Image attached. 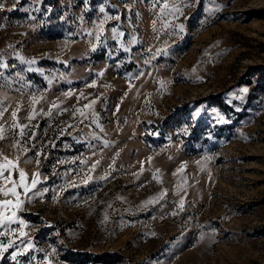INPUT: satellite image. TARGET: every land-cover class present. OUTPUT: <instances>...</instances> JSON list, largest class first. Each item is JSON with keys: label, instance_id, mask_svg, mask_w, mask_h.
I'll use <instances>...</instances> for the list:
<instances>
[{"label": "rangeland", "instance_id": "rangeland-1", "mask_svg": "<svg viewBox=\"0 0 264 264\" xmlns=\"http://www.w3.org/2000/svg\"><path fill=\"white\" fill-rule=\"evenodd\" d=\"M0 5V264H264V0Z\"/></svg>", "mask_w": 264, "mask_h": 264}, {"label": "snow or ice", "instance_id": "snow-or-ice-1", "mask_svg": "<svg viewBox=\"0 0 264 264\" xmlns=\"http://www.w3.org/2000/svg\"><path fill=\"white\" fill-rule=\"evenodd\" d=\"M0 7H2V5H0ZM168 5L167 4H163V6L160 8V12H163L165 8H167ZM175 12H180L179 8H175L174 9ZM118 19V17H117ZM153 23L155 24V21H153ZM183 25H179V28L182 30L183 29ZM101 30H102V25H101ZM115 31V29L113 30ZM120 35H123L122 33ZM97 39H99V36H97ZM21 60H23V57H20ZM28 63H32V61H28ZM140 75H143V73H141ZM160 86L163 88L164 87V81H159ZM89 87H94L95 86V82H93L91 85H88ZM131 87V85H130ZM243 91H247V89H244ZM64 95L67 96H71L72 93L68 92V93H64ZM81 95H83L81 93ZM127 95V93L125 94ZM39 99H42V97H37V96H32L31 97V102L33 104V108L32 111L29 113L28 119L31 120L34 118V116L37 114L36 113V109H35V104L38 103ZM96 103V100H92L87 104H84L82 108H75L73 110V114L74 116L78 113L79 116L82 119H90V118H95L96 113L94 111H91L90 114L86 111V110H90L92 109V106ZM19 104L17 105V109L14 110L11 113V117H12V121H11V129L16 132V130L18 129V132L16 133L19 137V139H17L12 145L11 147H17L20 146L21 148H23V145H20V139H22L25 136V128H27V125H19L18 124V120H17V112L19 110ZM53 109L57 110L58 112L60 111H67V109H60V105L56 102V101H52L51 105L48 109L47 113H44L45 115H51ZM7 111L6 108L0 107V119L3 118L4 113ZM41 112H43V109H41ZM34 135V134H33ZM5 135H4V125L0 124V140L5 139ZM31 139V137H30ZM107 144V142H105V145ZM39 155V153H38ZM37 163H39V161L37 160ZM99 163V161H96L95 163H93L92 165V170H94L97 166V164ZM18 166V161H14L9 159L7 156H4L2 159H0V180H3L5 184L11 183V187L8 188H0V193H3L4 196H8L9 194H11L12 196L16 197L17 199L15 201L13 200H2L0 201V229H4L5 231H0V236H4L7 234V228L8 226L15 222L16 220V211L15 209L19 208L22 204V201L20 200V193L17 191L18 187H23L24 189V193L27 194L29 191H31V189H34L36 187V185L39 183V181L35 178L32 179L31 181V187H29V184L26 183V173L21 169L19 171V180H15V179H11V172L13 169H16ZM143 169H141L142 171ZM182 169H178L177 171H181ZM9 173V176H5L4 173L5 172ZM38 176L37 174H34V177ZM107 177H103L102 179H106ZM154 178H156L154 176ZM90 179V177H89ZM180 190L179 185L177 186V191ZM47 191V190H45ZM167 190H164L163 192H161L159 195L163 196L166 193ZM42 195V193H41ZM156 198L150 199L149 201L145 202V205L150 204V203H155ZM179 207H183V199L179 200ZM8 207H12L14 210L12 211L11 215H5V210ZM173 215H175V213H173ZM105 219H107V216L105 217ZM19 224L23 225L24 221L20 220ZM21 236H25L26 234L21 230L20 232ZM13 241L12 240H8L7 245H3L0 244V254H2L3 252L7 251L8 248L12 247L13 245ZM21 243L23 244L24 241H21ZM31 246V241H28L27 244L25 245V250H27L28 247ZM53 251H55L53 249ZM22 254V252L20 251H15L12 253L13 259L16 258L17 255ZM48 264H51V261L48 262Z\"/></svg>", "mask_w": 264, "mask_h": 264}]
</instances>
